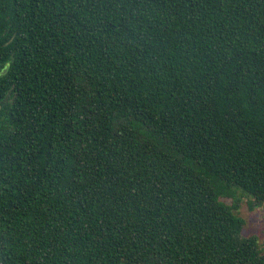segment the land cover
Segmentation results:
<instances>
[{
	"label": "trees",
	"instance_id": "obj_1",
	"mask_svg": "<svg viewBox=\"0 0 264 264\" xmlns=\"http://www.w3.org/2000/svg\"><path fill=\"white\" fill-rule=\"evenodd\" d=\"M242 199L264 0H0V264H264Z\"/></svg>",
	"mask_w": 264,
	"mask_h": 264
},
{
	"label": "rangeland",
	"instance_id": "obj_2",
	"mask_svg": "<svg viewBox=\"0 0 264 264\" xmlns=\"http://www.w3.org/2000/svg\"><path fill=\"white\" fill-rule=\"evenodd\" d=\"M221 201L228 205L232 204L231 199L221 198ZM236 213L245 220L243 233L246 236H256L264 252V207L252 208L247 199H242Z\"/></svg>",
	"mask_w": 264,
	"mask_h": 264
},
{
	"label": "water",
	"instance_id": "obj_3",
	"mask_svg": "<svg viewBox=\"0 0 264 264\" xmlns=\"http://www.w3.org/2000/svg\"><path fill=\"white\" fill-rule=\"evenodd\" d=\"M4 72H5V70L2 71V73H4Z\"/></svg>",
	"mask_w": 264,
	"mask_h": 264
}]
</instances>
